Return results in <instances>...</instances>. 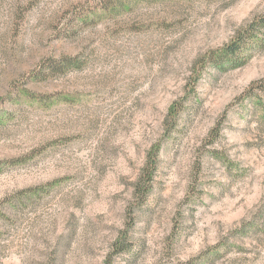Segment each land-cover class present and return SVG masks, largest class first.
<instances>
[{"label": "rangeland", "instance_id": "rangeland-1", "mask_svg": "<svg viewBox=\"0 0 264 264\" xmlns=\"http://www.w3.org/2000/svg\"><path fill=\"white\" fill-rule=\"evenodd\" d=\"M100 1L0 0V264H264V92L239 100L264 78V47L203 67L264 0H133L79 18ZM65 56L80 66L32 82Z\"/></svg>", "mask_w": 264, "mask_h": 264}, {"label": "trees", "instance_id": "trees-1", "mask_svg": "<svg viewBox=\"0 0 264 264\" xmlns=\"http://www.w3.org/2000/svg\"><path fill=\"white\" fill-rule=\"evenodd\" d=\"M133 0H101L100 4L94 8H88L87 12L83 10V13L80 16V19L84 22L89 21L90 19L87 18L86 13H91L95 9L106 11L109 9L110 6L117 5L119 3L120 6L124 4L129 6L132 4ZM75 18V17H74ZM78 18V17H77ZM89 19V20H88ZM78 25L77 22L74 20L67 21L63 28L60 29L59 34L61 38H64L70 34H75L76 30H74L75 26ZM259 47H264V15L260 16L258 20L248 24L234 39L231 44L224 46L217 53H211L203 67H207L210 65L211 67L215 68L218 71H223L228 67L237 68L241 67L242 64H245L248 56L245 55L247 52L254 51L259 49ZM80 62L77 58L71 56H65L58 59L55 58H46L41 60L38 64V69H35L32 72V82L33 81H44L47 80L48 77L51 75H63L67 73V71L71 69L78 68ZM257 92H264V78L261 79L259 82L252 83L244 92L241 94L239 98L240 102L248 100H253L257 98ZM177 113L179 114L183 109L176 108ZM247 109H244L246 111ZM153 164L151 165L150 172H148V166L145 167L144 174L140 178V180L135 185L134 195L136 197L137 204L135 208L139 209L149 196L151 192V185H149L151 180L150 174L154 173ZM41 186H36L34 188H28L25 190L18 191L14 196L5 199V205L11 209L17 208V206L21 205L25 201H30L34 197H36L40 192H42ZM3 204V203H1ZM1 212V211H0ZM244 230V229H242ZM129 244L125 241L119 242L118 244L114 245L113 252L115 255H119L124 253L128 249ZM218 248V247H217ZM210 257V254H201L200 259L202 261H207Z\"/></svg>", "mask_w": 264, "mask_h": 264}]
</instances>
